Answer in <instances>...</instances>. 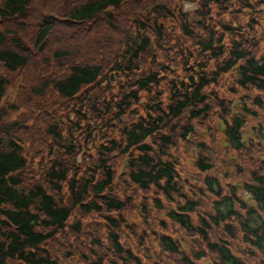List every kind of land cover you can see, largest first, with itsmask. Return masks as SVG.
Wrapping results in <instances>:
<instances>
[{
    "label": "trees",
    "instance_id": "trees-1",
    "mask_svg": "<svg viewBox=\"0 0 264 264\" xmlns=\"http://www.w3.org/2000/svg\"><path fill=\"white\" fill-rule=\"evenodd\" d=\"M185 2L200 7L185 12L178 7ZM231 2L0 0V65L5 71L0 74V264H116L100 244L102 220L113 255L141 264L119 243L132 204L127 193L119 194L131 186L118 177L123 157L139 153L137 161L130 160L132 183L143 189L154 183L168 193L175 186L174 165L149 153L147 136H157L163 146L172 138L163 129L170 125L174 130L175 121L187 119L180 126L186 136L193 120L208 116V87L235 65L237 83L264 90V57L257 59L260 45L249 38L264 0H255L254 14L245 23L236 21L253 3L236 0L241 7L228 11ZM211 4L219 10L214 13ZM171 44L173 49H166ZM179 57L185 81L171 71ZM211 60L217 71L207 75ZM110 72L119 77L117 85H111ZM168 72L174 78L166 83L169 99L164 104L158 89ZM9 74L20 75L21 84L13 103L4 104ZM144 93L147 102L140 103ZM138 103L147 117L120 129ZM245 124L243 118L226 121L232 146L241 147ZM197 165L206 169L209 162L200 158ZM255 179L251 189L264 212V175ZM207 184L220 195L214 180ZM196 208L188 201L176 219L188 230H198L219 254L218 264H243L231 255L227 241L210 240L212 226L224 225L225 233L235 236L226 223L232 218L264 253V220L252 211L242 219L232 197H221L215 215L200 217L199 227L188 215ZM87 227L90 246L84 238ZM159 239L164 249L180 253L170 235L161 233ZM202 254H182L180 263L195 264Z\"/></svg>",
    "mask_w": 264,
    "mask_h": 264
},
{
    "label": "rangeland",
    "instance_id": "rangeland-1",
    "mask_svg": "<svg viewBox=\"0 0 264 264\" xmlns=\"http://www.w3.org/2000/svg\"><path fill=\"white\" fill-rule=\"evenodd\" d=\"M187 7L191 8V6H187ZM2 73H5V71L0 65V74H2ZM7 76L9 77L10 82L8 84V89H7V96L8 97L5 98L4 102H6V103L8 102V103L12 104L13 103L12 99H14V97L16 96V92H17L16 86L18 84H21V78H20V75H18V74H16V75L9 74ZM19 112H20V109H18V111L15 113L10 112V116L15 117L19 114ZM197 130L200 131L201 129L197 126ZM37 169H38V167H37Z\"/></svg>",
    "mask_w": 264,
    "mask_h": 264
},
{
    "label": "clouds",
    "instance_id": "clouds-1",
    "mask_svg": "<svg viewBox=\"0 0 264 264\" xmlns=\"http://www.w3.org/2000/svg\"><path fill=\"white\" fill-rule=\"evenodd\" d=\"M251 2L253 3V9H244L243 12H241L239 14V19H237V21H236L237 23H245L246 20H247V15L246 14L249 13L250 11H254L255 10V0H251ZM210 6L212 7L214 13L219 10L215 4H211ZM192 7H200V4L196 3V4L192 5ZM225 7H227L228 11H231L232 8H240L241 5L239 3H237L236 0H232L230 5H226ZM260 7L264 8V5H261ZM224 18L226 20L229 19L227 17V14H225Z\"/></svg>",
    "mask_w": 264,
    "mask_h": 264
}]
</instances>
